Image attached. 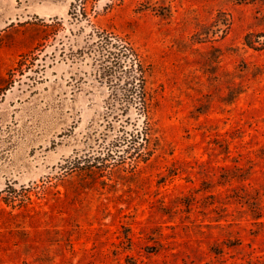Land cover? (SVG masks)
<instances>
[{
    "label": "rangeland",
    "instance_id": "obj_1",
    "mask_svg": "<svg viewBox=\"0 0 264 264\" xmlns=\"http://www.w3.org/2000/svg\"><path fill=\"white\" fill-rule=\"evenodd\" d=\"M71 1L0 0V264H264V0Z\"/></svg>",
    "mask_w": 264,
    "mask_h": 264
},
{
    "label": "trees",
    "instance_id": "obj_2",
    "mask_svg": "<svg viewBox=\"0 0 264 264\" xmlns=\"http://www.w3.org/2000/svg\"><path fill=\"white\" fill-rule=\"evenodd\" d=\"M94 0H72L70 4L69 13L73 14L76 18L88 16L89 3ZM91 9L96 12V5L93 3ZM97 42L108 48L110 54L114 58L113 61L117 69L123 72L125 77L126 89L133 97L140 98L142 108L146 109V99L148 91L146 89V71L145 60L138 50L123 36L109 31L107 29H96ZM251 33H247L245 40L247 44L254 48H260L262 41L256 43L250 39ZM113 65V66H115ZM146 104V105H145Z\"/></svg>",
    "mask_w": 264,
    "mask_h": 264
}]
</instances>
